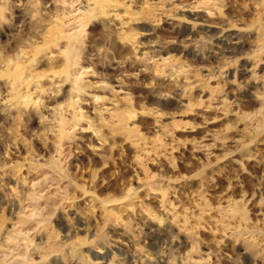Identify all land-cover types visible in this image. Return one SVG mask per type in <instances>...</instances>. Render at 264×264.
<instances>
[{
	"label": "rangeland",
	"instance_id": "374dc122",
	"mask_svg": "<svg viewBox=\"0 0 264 264\" xmlns=\"http://www.w3.org/2000/svg\"><path fill=\"white\" fill-rule=\"evenodd\" d=\"M0 264H264V0H0Z\"/></svg>",
	"mask_w": 264,
	"mask_h": 264
},
{
	"label": "bare ground",
	"instance_id": "6f19581e",
	"mask_svg": "<svg viewBox=\"0 0 264 264\" xmlns=\"http://www.w3.org/2000/svg\"><path fill=\"white\" fill-rule=\"evenodd\" d=\"M99 3V0H89V4L90 5H92V6H96L97 4ZM104 12H106L105 10H104ZM116 17H117V15H115ZM115 17V18H116ZM68 34V33H67ZM72 35V32L71 33H69L67 36H71ZM66 36V37H67ZM101 251V250H100ZM146 256V255H145ZM149 257V256H148ZM152 258V257H151ZM151 260V259H150Z\"/></svg>",
	"mask_w": 264,
	"mask_h": 264
}]
</instances>
